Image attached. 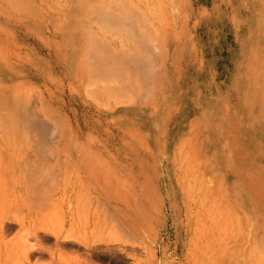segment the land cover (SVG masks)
<instances>
[{
	"label": "rangeland",
	"instance_id": "1",
	"mask_svg": "<svg viewBox=\"0 0 264 264\" xmlns=\"http://www.w3.org/2000/svg\"><path fill=\"white\" fill-rule=\"evenodd\" d=\"M263 136L264 0H0V222L55 196L57 264H264Z\"/></svg>",
	"mask_w": 264,
	"mask_h": 264
},
{
	"label": "crops",
	"instance_id": "2",
	"mask_svg": "<svg viewBox=\"0 0 264 264\" xmlns=\"http://www.w3.org/2000/svg\"><path fill=\"white\" fill-rule=\"evenodd\" d=\"M120 119L127 123L132 121V118L129 117V113L122 114ZM245 127L246 124H242L240 121V131ZM128 148H130V146H128ZM127 159L132 162L134 157H128ZM128 167H130V165H128ZM161 199L164 200L163 197ZM55 201V196L49 195L47 207L49 227L46 235L41 233L39 227L35 225V222L34 224L19 223L20 218L21 222H24L25 217H39L41 212L35 209L25 210L18 208L15 210L16 218H18L15 223L0 222V264H57V248L59 247H57L56 237L54 235L56 232L55 220L52 221V217L55 218L56 215ZM101 201L103 202V199H101ZM63 212L64 216L76 215L74 212L69 214L66 208ZM68 231H70V229L65 226L63 232ZM71 231L75 232L77 230L72 229ZM123 231L130 232L127 228ZM41 248L47 250L48 257L46 260H43L40 255L42 254Z\"/></svg>",
	"mask_w": 264,
	"mask_h": 264
},
{
	"label": "bare ground",
	"instance_id": "3",
	"mask_svg": "<svg viewBox=\"0 0 264 264\" xmlns=\"http://www.w3.org/2000/svg\"><path fill=\"white\" fill-rule=\"evenodd\" d=\"M121 23V22H120ZM114 25H115V23H114ZM122 25V24H121ZM117 26V25H116ZM118 31H119V29H118ZM124 31V30H123ZM133 34H134V32H133ZM134 36V35H133ZM134 40V39H133ZM152 44V43H151ZM121 45V44H120ZM150 45V44H149ZM143 50V49H142ZM146 50H148L149 51V49H146ZM145 50V52L147 53V56L148 57H150V59H151V61H152V57H153V55L151 54V52H148V51H146ZM144 51V50H143ZM154 53V52H153ZM155 55V54H154ZM147 62V61H146ZM155 61H153V63H154ZM150 63V62H149ZM143 66V65H142ZM144 68V67H143ZM149 68V67H148ZM129 69V68H128ZM144 70V69H143ZM152 70V69H151ZM135 85V84H134ZM134 90V89H133ZM136 92V91H135Z\"/></svg>",
	"mask_w": 264,
	"mask_h": 264
}]
</instances>
